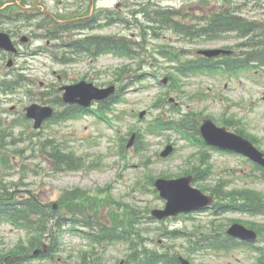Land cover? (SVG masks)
<instances>
[{
    "label": "rangeland",
    "instance_id": "1",
    "mask_svg": "<svg viewBox=\"0 0 264 264\" xmlns=\"http://www.w3.org/2000/svg\"><path fill=\"white\" fill-rule=\"evenodd\" d=\"M2 1L7 0H0V3ZM42 2L51 13L63 18L77 13L86 15L90 9V0ZM224 5L231 9L239 6L240 14L255 19L264 29V0H96V24L107 20L105 15L101 16L107 10L120 12L129 22L104 24L84 33L127 36L139 43L136 45L138 56L99 53L94 57L87 51L67 63L59 62L55 57L71 55L68 48H60L61 39L55 37H64L65 40L78 38L81 37L80 31H57L58 25L49 22L45 15H37L34 10L21 9L32 14L28 20H12L10 12H16L18 8H7L0 16V29L19 32L15 37L20 45L12 67L7 65L10 56L6 59L0 56V80L12 79L19 73L26 79L24 86L17 85L14 91L5 93L0 90V129H6V150L9 153L8 161L0 159V180L20 186L24 194L35 193L50 204L56 202L64 190L77 187L90 190L113 204L112 207L105 206V216L120 203L136 207L138 212H143L144 220L152 209L165 206L151 179L193 173L196 168L204 167L202 161H209L213 174L205 175L195 186L212 194L217 182H222L227 184L223 189L226 193L223 200H233L239 191L251 192L264 200V180L259 176L263 171L246 157L200 148L174 130L150 134L146 128L156 113L163 111L165 118H182V114L172 111V103L182 112H191L198 122L210 117L219 125H229L232 131L240 128L264 151V69L258 72L243 70L235 75H181L173 69L174 63L158 52L161 45H172L196 57L202 49H245L241 44L246 38L238 39L232 35L221 41L188 42L169 29H141L142 24L146 25L143 10L172 7L194 17H204L218 12ZM149 31L151 33H147ZM22 35L30 37L29 40L22 43ZM40 47L51 51H41ZM162 79L166 83H161ZM82 80L101 88L111 85L123 87L122 100L111 111H104L107 119L90 113L70 120L52 119L40 129H34L33 120L25 116V107L38 102L62 110L60 87ZM161 98L170 104L164 102V106H154ZM140 114H144V118L141 119ZM133 133H139L140 140L128 147ZM169 143L175 149L170 157H162L160 153ZM52 151L74 152L84 158L85 167L82 170H57L56 163L52 161ZM145 220L147 222L139 229L147 248L162 253L171 250L192 264H256L258 254L250 248L239 247L228 252L190 248L189 237L197 239L202 232L213 229L225 231L234 222L256 230L259 240L255 244L264 249V215L228 212L215 216L211 210H200L162 221ZM175 230L180 232L173 235ZM59 239L60 247L54 259L33 258L26 264H129L126 260L131 252L124 243L97 247L76 234L68 233H59ZM31 241L37 239H31L25 230L7 222L0 223V264L7 257L34 251L36 247L43 248L40 244L32 248Z\"/></svg>",
    "mask_w": 264,
    "mask_h": 264
},
{
    "label": "trees",
    "instance_id": "2",
    "mask_svg": "<svg viewBox=\"0 0 264 264\" xmlns=\"http://www.w3.org/2000/svg\"><path fill=\"white\" fill-rule=\"evenodd\" d=\"M145 23L142 24L141 29L146 28H164L169 29L176 34H178L183 40L188 42L193 41H218L225 36L236 33L237 37L250 36L245 42L250 49L245 51L242 56L235 58H230L227 60L230 65V71L236 70L238 66H247L249 63H255L257 65H264V33H259L258 30H262L261 27L255 21L249 20L242 16L235 14L230 8L222 11L219 14H215L212 19L205 17L192 16L189 20L188 13H183L180 10L168 8V9H158L155 11H144ZM106 16L107 23H113L115 21H123L124 18L119 13L105 12L101 16ZM86 21L85 24H88ZM61 28L67 30L65 25H61ZM264 30V29H263ZM59 31V30H58ZM147 33H151L150 31ZM62 43H65L63 37L60 38ZM256 42H253V41ZM135 42L126 39L125 37H115V36H93L86 35L80 38H76L69 43L71 52L73 55H80L89 51L88 53L96 56L98 53L103 51H115L121 55H129L134 52ZM165 46H161L163 48ZM73 48V49H72ZM161 54L167 55L166 49H160ZM184 49H178L174 53H171L177 60V71L182 74L197 73L201 71H216L220 69L221 61H216L214 59H207L200 56L197 59L184 58L186 53ZM73 55H70L72 57ZM66 60H73L64 56ZM219 62L218 65H216ZM26 77L19 73L15 75L12 79L4 78L0 80V90L2 91H12L17 85H23ZM58 98V97H57ZM119 101V98L113 96V98L100 103L99 111H104V109H110V106ZM84 109L76 105H65L62 110H57L54 117L57 119H65L70 116H75L77 114L83 113ZM101 114V113H100ZM187 114L182 120L177 122V125L182 128H194L195 120L187 117ZM193 115V114H192ZM194 116V115H193ZM1 128V126H0ZM198 130V127H197ZM5 130L0 129V139L4 137ZM201 140V139H200ZM6 139L4 141L6 147ZM52 156L54 162L56 163V168L59 170H64L65 168L77 169L82 166V161L80 158H74L73 154H66L65 152L52 151ZM9 153L5 152L2 155L3 161H8ZM200 173L211 174L210 167L206 166L203 171H197L196 176L200 178ZM11 185L0 180V221L7 220L15 225L26 228L27 230H33L36 235L42 236L46 232H49L53 228L50 225L51 220V210L48 205L44 204L42 200L29 193L30 195H20L17 191L21 189H12ZM224 185L218 183L214 187L213 193L218 198H223ZM233 194V193H229ZM241 196V197H239ZM235 199V200H234ZM230 202L224 204L228 207V210L238 208L239 210H245L251 213L259 214L264 213V204L259 197L248 191H239L236 196ZM240 199H243L240 201ZM240 201V202H238ZM59 209L55 212L56 219L53 217L54 226L60 227L66 221L65 209L69 214L68 218H72L73 221L77 223H86L92 227L98 226V223L102 221L101 213L105 214V206L103 199L95 196H91L87 191L81 189H75L72 191H65L59 197ZM123 211L117 209H111L107 214L106 225H100L96 227L98 232L93 231L91 238L98 243L103 241H120L126 242L128 244L129 250L131 252V260L128 263L134 264H157L158 262H165V264H179L178 257L171 250H166L164 253L157 250H150L144 245L143 233L140 231L136 225L142 223L140 216L141 212L132 206L125 207ZM64 210V211H63ZM151 218V217H149ZM140 221V222H139ZM110 222L112 225L110 226ZM139 222V223H138ZM223 232V231H221ZM199 242L203 244L200 247H207L210 249H229L232 247L239 246V242L231 239L229 236H222L221 234H216L212 232L200 237ZM198 247V245H196ZM263 261V259H261Z\"/></svg>",
    "mask_w": 264,
    "mask_h": 264
},
{
    "label": "water",
    "instance_id": "3",
    "mask_svg": "<svg viewBox=\"0 0 264 264\" xmlns=\"http://www.w3.org/2000/svg\"><path fill=\"white\" fill-rule=\"evenodd\" d=\"M0 47L10 51H16L10 36L4 32H0ZM201 52L208 56H213L218 55L223 50L209 49ZM62 89L65 90L64 99L66 101L73 102L78 101L79 98H83L85 104H89L93 98H104L114 91L113 86L104 89L96 87L93 83L86 81L67 85L62 87ZM26 110L27 116L35 119L36 128L40 127L43 120L53 113V108L38 104H32ZM202 132L209 143L223 148L237 150L264 165V153L258 150L250 140L228 132L224 127H218L210 119L204 121ZM169 150L170 147L164 152V155L168 154ZM192 180V176L177 179L160 178L156 180L155 185L161 191V195L168 199V203L165 209L153 210V215L162 219L170 215H177L180 212L190 211L211 204L214 200L213 197L205 195L201 190L192 187ZM228 232L247 239L257 238L255 231L239 223L233 224ZM181 262L182 264H191L189 260L182 257Z\"/></svg>",
    "mask_w": 264,
    "mask_h": 264
},
{
    "label": "flooded vegetation",
    "instance_id": "4",
    "mask_svg": "<svg viewBox=\"0 0 264 264\" xmlns=\"http://www.w3.org/2000/svg\"><path fill=\"white\" fill-rule=\"evenodd\" d=\"M30 4L29 5H32V8H31V10H36L35 11V13L37 14V15H40V16H43L42 14H40L42 11V8H44V6L43 5H45L44 4V2H42L43 0H27ZM23 6H28V5H23ZM45 9V8H44ZM81 10V7L79 8V11ZM76 15H78L79 16V14L77 13ZM13 34H16V31L15 32H13Z\"/></svg>",
    "mask_w": 264,
    "mask_h": 264
}]
</instances>
